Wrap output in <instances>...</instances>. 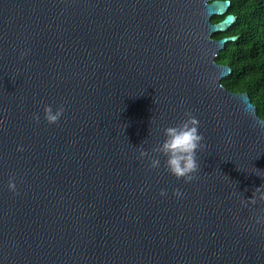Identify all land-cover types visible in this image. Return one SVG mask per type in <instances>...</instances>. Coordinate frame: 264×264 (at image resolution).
<instances>
[{
    "label": "water",
    "instance_id": "95a60500",
    "mask_svg": "<svg viewBox=\"0 0 264 264\" xmlns=\"http://www.w3.org/2000/svg\"><path fill=\"white\" fill-rule=\"evenodd\" d=\"M229 7L0 0V264H264V121L216 62ZM185 113L205 145L190 183L152 152Z\"/></svg>",
    "mask_w": 264,
    "mask_h": 264
},
{
    "label": "trees",
    "instance_id": "16d2710c",
    "mask_svg": "<svg viewBox=\"0 0 264 264\" xmlns=\"http://www.w3.org/2000/svg\"><path fill=\"white\" fill-rule=\"evenodd\" d=\"M228 1V14L237 18L234 25L213 38H237L228 42L216 62L228 66L232 74L221 81L233 93H246L256 107L258 117L264 121V0ZM224 16L215 17L218 23Z\"/></svg>",
    "mask_w": 264,
    "mask_h": 264
},
{
    "label": "clouds",
    "instance_id": "9594fccd",
    "mask_svg": "<svg viewBox=\"0 0 264 264\" xmlns=\"http://www.w3.org/2000/svg\"><path fill=\"white\" fill-rule=\"evenodd\" d=\"M27 55V52L21 53V58ZM63 106L57 107L53 110L51 105L43 107V118L48 124H56L64 114ZM34 119L39 122L40 117L34 116ZM164 139L158 146L152 149L153 153H158L164 157V167L167 172L176 179H183L185 183H190L195 178V173L200 166L197 159V153L205 147L203 141L204 136L200 132V125L198 119L191 113H185V119L175 126L166 127L163 130ZM22 151V147L18 148ZM140 158L148 157L149 167L151 169H158L161 166V160L156 156L143 150L139 151ZM9 191L16 192V184L13 179L8 183ZM162 196L166 193L162 190ZM177 198L182 197L183 193L178 189L173 193ZM264 199V197H261ZM255 203V200L251 201ZM256 223H264V216L256 218Z\"/></svg>",
    "mask_w": 264,
    "mask_h": 264
}]
</instances>
